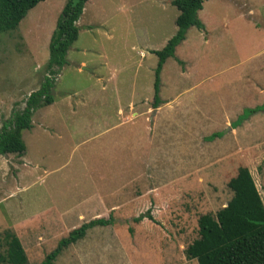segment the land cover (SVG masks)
<instances>
[{
	"label": "rangeland",
	"instance_id": "obj_1",
	"mask_svg": "<svg viewBox=\"0 0 264 264\" xmlns=\"http://www.w3.org/2000/svg\"><path fill=\"white\" fill-rule=\"evenodd\" d=\"M172 1L88 0L54 103L23 132L25 156L0 157V255L10 232L41 264L104 207L113 225L54 264H198L186 257L198 220L229 204L241 168L264 203V0L253 14L252 0L204 2L205 31L191 28L160 74V121L153 52L178 31ZM65 2L40 3L0 36V131L48 76Z\"/></svg>",
	"mask_w": 264,
	"mask_h": 264
},
{
	"label": "trees",
	"instance_id": "obj_2",
	"mask_svg": "<svg viewBox=\"0 0 264 264\" xmlns=\"http://www.w3.org/2000/svg\"><path fill=\"white\" fill-rule=\"evenodd\" d=\"M46 0H0V36L16 30L28 13ZM206 0H174L171 2L179 11L176 19L178 31L161 51L153 53L158 57L155 76V98L153 108L157 109L160 100V74L168 59L175 57L176 48L185 41L189 29L195 27L205 31L199 19V12ZM88 0H67L52 34L49 45L48 76L40 89L31 93L21 112L4 122L0 131V157L18 155L23 157L26 145L23 132L31 130L34 113L54 103L52 89L56 77L67 64V55L79 38L78 22L81 19ZM264 108V104L262 106ZM253 109L249 112L252 114ZM241 118L236 124L240 125ZM220 136L213 135L212 139ZM234 196L229 204L216 215L206 214L198 220L199 238L186 250L189 260L198 264H264V203L255 185L250 171L241 168L229 182ZM145 217L136 218V223ZM146 218H152L148 215ZM114 219H96L72 230L66 238L59 241L57 247L46 256L41 264H54L57 257L69 246L85 238L87 232L96 227L113 225ZM6 255H0V262L6 264H28L25 249L14 234L5 235ZM1 248V242H0Z\"/></svg>",
	"mask_w": 264,
	"mask_h": 264
},
{
	"label": "crops",
	"instance_id": "obj_3",
	"mask_svg": "<svg viewBox=\"0 0 264 264\" xmlns=\"http://www.w3.org/2000/svg\"><path fill=\"white\" fill-rule=\"evenodd\" d=\"M67 1V0H66ZM255 0H252V2H251V4H249V5H246V7H245V9H247L248 10V12H250V13H254V12H257V11H259V10H261V8H263V6L261 5V1H259V0H257V3H255L254 2ZM206 2V1H205ZM66 3V2H65ZM65 5V4H64ZM203 9H204V6H203ZM203 9L201 10V11H203ZM244 9V8H243ZM242 9V10H243ZM200 11V12H201ZM199 12V13H200ZM199 15V14H198ZM190 30V29H189ZM188 30V31H189ZM188 33V32H187ZM186 38H187V35H186ZM186 40V39H185ZM180 46V45H179ZM178 46V47H179ZM177 47V48H178ZM176 48V49H177ZM175 53H176V51H175ZM184 63V62H183ZM166 64V63H165ZM164 68V67H163ZM180 74H182L181 72H180ZM185 74H187V73H185ZM163 109H164V106H163V108L162 107H158L157 109H155V111H154V117H155V119L154 120H160V121H162V119H160V118H163L162 117V115H164L163 113H162V111H163ZM25 156V155H24ZM103 204H104V202H103ZM104 211V207H102V210H101V213ZM100 213V211L99 212H97V213H95L93 216H91V218L93 219V220H96V219H101V214ZM83 217L84 216H82V215H78L77 216V222H81V220L83 219ZM83 224V223H82ZM81 224V225H82ZM75 225V224H74ZM80 227V225L78 226V227H76V226H74V228L72 229V230H74V229H76V228H79ZM96 228H104V227H96ZM93 229H95V228H93ZM93 229H91V230H93ZM71 230V231H72ZM91 230H89V231H91ZM70 231V232H71ZM88 231V232H89ZM88 232H87V234H88ZM87 234H86V236H87ZM17 237H18V235H16ZM86 236H85V238H86ZM19 238V237H18ZM85 238H83L82 240H84ZM19 240H20V238H19ZM82 240H80V241H82ZM21 241V240H20ZM79 241V242H80ZM22 243V242H21ZM23 245V244H22ZM25 249V248H24Z\"/></svg>",
	"mask_w": 264,
	"mask_h": 264
},
{
	"label": "water",
	"instance_id": "obj_4",
	"mask_svg": "<svg viewBox=\"0 0 264 264\" xmlns=\"http://www.w3.org/2000/svg\"><path fill=\"white\" fill-rule=\"evenodd\" d=\"M84 70H86V69H84Z\"/></svg>",
	"mask_w": 264,
	"mask_h": 264
}]
</instances>
